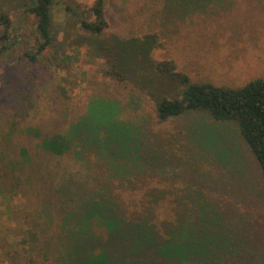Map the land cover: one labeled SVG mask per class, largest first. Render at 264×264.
Masks as SVG:
<instances>
[{
  "label": "rangeland",
  "instance_id": "rangeland-1",
  "mask_svg": "<svg viewBox=\"0 0 264 264\" xmlns=\"http://www.w3.org/2000/svg\"><path fill=\"white\" fill-rule=\"evenodd\" d=\"M31 2L0 0L1 7L11 11L12 30L19 34L35 27V17L25 12ZM94 3L54 4L56 38L36 64L28 63L20 48L10 60L0 58V129L14 120L22 126L32 122L65 128V104L79 114L102 98L118 102L119 118L136 135L139 129L150 135L140 142L147 158L141 162L144 170H132L136 179L128 189L114 183V194L126 211V225L134 214L153 211L147 224L154 226L148 235L128 225V235L116 243L110 264H264V177L234 124H212L204 114H188L169 121L171 131L161 143L152 136V100L146 93L102 75L83 55L57 67L63 52L74 53L61 28H73L70 17L75 14L93 20L89 7ZM103 9L109 30L119 36L165 32L166 47L155 49L153 58L174 59L192 81L238 86L264 79V0H104ZM161 87L175 89L165 82ZM57 94L68 98L60 95L63 102L57 101ZM161 153L172 158L164 161ZM20 202L15 198L14 204ZM15 223L5 222L12 229L5 227L4 232L12 237L23 230V222ZM155 229L166 231L167 239H156ZM59 232L57 223L43 231L41 245L57 246ZM178 246L188 251L186 257ZM49 258L38 264H54ZM0 264L28 263L20 256L9 261L0 256Z\"/></svg>",
  "mask_w": 264,
  "mask_h": 264
},
{
  "label": "trees",
  "instance_id": "trees-1",
  "mask_svg": "<svg viewBox=\"0 0 264 264\" xmlns=\"http://www.w3.org/2000/svg\"><path fill=\"white\" fill-rule=\"evenodd\" d=\"M60 1L32 0L25 12L35 17V27L23 28L20 34L12 30L11 11L0 4V58L10 60L20 48L28 63L39 62L56 38L51 13ZM103 8L104 0H95L89 7L93 20L75 14L70 17L74 27L61 28L74 53L63 52L57 67L83 55L102 75L146 93L152 100L151 134L161 143L171 131L169 121L188 114H204L212 124H234L264 177V79L238 86L192 81L174 59L153 58L155 49L166 47L165 32L119 36L109 30ZM163 82L175 86L174 91L161 87ZM60 95L56 99L63 102ZM107 100L94 101L79 114L62 105L65 128L32 122L22 126L14 120L0 129V256L6 261L20 256L28 264L42 263L41 258L51 261L49 257L54 264H110L116 243L128 235V225L140 234L152 232L154 225L147 223L153 211L134 214L126 225V211L114 194V183L128 189L136 179L132 170H144L147 158L140 142L150 134L139 129L136 135L119 118L118 102ZM30 103L28 98L26 104ZM165 155L160 159L172 158ZM17 197L19 205L14 204ZM13 221L24 223L21 235L4 232L5 227L12 229L5 222ZM55 223L60 230L57 246L41 245L42 232ZM153 234L162 242L161 237L167 239L166 231L155 229ZM178 250L181 257L187 256L185 248Z\"/></svg>",
  "mask_w": 264,
  "mask_h": 264
}]
</instances>
